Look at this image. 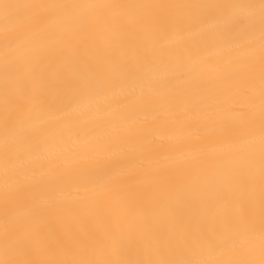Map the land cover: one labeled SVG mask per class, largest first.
<instances>
[{"label":"bare ground","instance_id":"1","mask_svg":"<svg viewBox=\"0 0 264 264\" xmlns=\"http://www.w3.org/2000/svg\"><path fill=\"white\" fill-rule=\"evenodd\" d=\"M264 0H0V264H264Z\"/></svg>","mask_w":264,"mask_h":264},{"label":"snow or ice","instance_id":"2","mask_svg":"<svg viewBox=\"0 0 264 264\" xmlns=\"http://www.w3.org/2000/svg\"><path fill=\"white\" fill-rule=\"evenodd\" d=\"M262 7H264V3H262Z\"/></svg>","mask_w":264,"mask_h":264}]
</instances>
